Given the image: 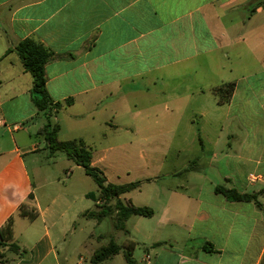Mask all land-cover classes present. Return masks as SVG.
Returning a JSON list of instances; mask_svg holds the SVG:
<instances>
[{
  "label": "crops",
  "instance_id": "crops-1",
  "mask_svg": "<svg viewBox=\"0 0 264 264\" xmlns=\"http://www.w3.org/2000/svg\"><path fill=\"white\" fill-rule=\"evenodd\" d=\"M26 39L53 53L45 73L62 104L51 119L59 140L83 139L94 166L92 145L110 129L126 137L121 150L149 143L158 126L173 132V169L147 179L148 230L135 223L143 264H264V0H0V229L13 219L0 264H62L71 237L87 233L78 221H93L83 213L95 192L69 179L39 192L47 187L30 174L25 156L38 148L27 137L49 142L15 50ZM229 83L234 93L221 104L213 89ZM220 186L257 194L263 207L228 201ZM24 205L34 220L20 214ZM88 238L92 259L100 246Z\"/></svg>",
  "mask_w": 264,
  "mask_h": 264
},
{
  "label": "rangeland",
  "instance_id": "rangeland-1",
  "mask_svg": "<svg viewBox=\"0 0 264 264\" xmlns=\"http://www.w3.org/2000/svg\"><path fill=\"white\" fill-rule=\"evenodd\" d=\"M58 116L61 117L62 114ZM39 117L40 118L35 117L34 119H31L29 123H25V128H27L30 123L32 124V122L37 121V123H39V121L43 119V116L40 115ZM52 122L54 124L53 120ZM7 123L10 125L13 124L9 121ZM65 124L66 123L64 121V125ZM22 133L23 132H20L19 134H17V132H14L13 134L8 133V136L11 137V135H16L21 137ZM107 133H110L107 139L102 138L101 143L92 145L93 156L98 164V168H100L108 180L115 185H124L136 181L142 182V186L139 190L124 195L121 200L125 204L127 201L131 200V202L136 206L148 207L150 201V191L155 190H153L154 184H148L147 179L152 178L162 180L164 179L162 176L172 170L174 167L175 160L174 157H172L173 132H171L170 129H167L166 127L158 126L154 129L153 136L151 137L152 139L149 141V143H145L144 141H141V143L134 142L124 150H121L116 146L120 145L118 141H126V137L117 139L120 136L119 134H116L115 129H110L109 132L107 131ZM27 141L30 143V146L38 148V151L32 152L25 156L26 164L35 183H44L46 187H56L59 183L62 184L67 182L69 179L68 184L69 186L74 187L75 191L85 189V191L91 190L97 193L98 186L95 181L91 177L85 176L86 174L83 168H78V166H76V164L68 158L64 151H59L54 155L51 154L48 146H46L43 134L36 132L33 136V139L30 140L27 137ZM103 148H115V150L109 149L107 152L102 153L104 158L100 161L99 152ZM36 170H39V174L41 173V176L38 175ZM72 172H74V174L71 177ZM85 179L87 182H84ZM47 190L48 187L40 190L39 192H46ZM158 193L159 191H156L154 194ZM80 204L81 199H78L76 205L79 206ZM85 204L91 205V208L94 207L93 200H91V202L85 200ZM139 219L142 222L141 229L148 230L147 224L150 223L148 218L134 216L128 222V234L116 230L114 228V221L112 218L105 219V221H103L101 224H98L94 220L86 221L80 219L78 223H80L82 226L87 225V233H79L80 236L78 235L74 238L71 237V242L65 245V250L61 255V263L79 264V260L82 257L86 260L85 264H92L89 248L85 249L84 247L85 243L89 241V232L93 234V239L91 240L92 244L97 247L106 245L111 239H114L120 246L127 245L129 241L139 242L141 238L135 229V223ZM101 235L106 238L99 240ZM65 252L69 253L68 262L64 261L63 255ZM144 252V248L137 244L133 254L138 264H143L141 260L145 254ZM123 253L124 252H121V254H119L113 260H109L101 264H126Z\"/></svg>",
  "mask_w": 264,
  "mask_h": 264
},
{
  "label": "trees",
  "instance_id": "trees-1",
  "mask_svg": "<svg viewBox=\"0 0 264 264\" xmlns=\"http://www.w3.org/2000/svg\"><path fill=\"white\" fill-rule=\"evenodd\" d=\"M15 50L17 51L21 62L27 72L33 77L32 99L34 105L39 111L47 113V123L42 129L47 141L49 142V150L52 155L59 151H64L68 158L78 166H81L86 174L90 176L98 186L97 193H90L88 196L96 205L93 210L83 213V217L92 219L98 223H102L107 218H112L114 228L125 234L129 233L127 229V221L133 216L150 218L154 215V211L148 207H140L134 205L131 201L126 204L122 202L121 197L125 194L139 190L142 182L136 181L124 185H115L108 182L104 172L93 165V157L91 149L83 139H72L61 141L58 138L59 126L53 124L52 117L62 108L61 103H54L47 91V78L45 67L53 58V53L46 49L40 43L26 39L20 42ZM235 90V84L229 83L213 89L214 93L219 97L221 104L230 101ZM67 105L70 101L66 102ZM149 181V180H147ZM216 192L222 194L231 202H255L259 207H263L258 199L257 194H242L235 189L225 187H217ZM25 205L21 207L20 214L34 220L38 213L25 209ZM102 239L106 237L101 236ZM13 239V219L0 229V245L4 242L8 243ZM161 243H157L156 246ZM15 248V245L12 244ZM137 247L134 242L120 246L114 239H111L106 245L100 246L93 254L91 263L101 264L105 261L113 259L115 256L124 252L126 264H137L133 258V253Z\"/></svg>",
  "mask_w": 264,
  "mask_h": 264
},
{
  "label": "built area",
  "instance_id": "built-area-1",
  "mask_svg": "<svg viewBox=\"0 0 264 264\" xmlns=\"http://www.w3.org/2000/svg\"><path fill=\"white\" fill-rule=\"evenodd\" d=\"M15 129H18V127L16 126ZM147 261H148L147 264H149L150 263V259L147 258Z\"/></svg>",
  "mask_w": 264,
  "mask_h": 264
}]
</instances>
